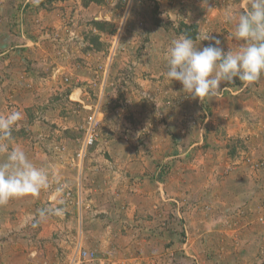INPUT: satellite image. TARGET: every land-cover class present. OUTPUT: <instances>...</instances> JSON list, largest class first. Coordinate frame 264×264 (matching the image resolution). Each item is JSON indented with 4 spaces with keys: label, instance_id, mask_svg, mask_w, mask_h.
Instances as JSON below:
<instances>
[{
    "label": "rangeland",
    "instance_id": "obj_1",
    "mask_svg": "<svg viewBox=\"0 0 264 264\" xmlns=\"http://www.w3.org/2000/svg\"><path fill=\"white\" fill-rule=\"evenodd\" d=\"M207 2L0 0V116L22 112L10 147L49 173L47 188L0 205V264H72L79 245L98 264H254L241 256L264 238L223 234L248 215L264 226V76L203 102L165 76L181 34L240 47L225 18L251 0ZM244 122L261 125L237 137Z\"/></svg>",
    "mask_w": 264,
    "mask_h": 264
},
{
    "label": "clouds",
    "instance_id": "obj_2",
    "mask_svg": "<svg viewBox=\"0 0 264 264\" xmlns=\"http://www.w3.org/2000/svg\"><path fill=\"white\" fill-rule=\"evenodd\" d=\"M116 2L110 0V6L115 7ZM204 3L208 4L207 0ZM212 10L208 5L207 11ZM225 19L234 25L230 35L242 42L236 50L230 48L225 52L220 47L221 41L211 34H205L202 41L214 42L203 47H197L196 41L186 34L170 42L165 76L179 81L182 91L192 99L203 102L204 98L222 92V83L232 84L238 79L246 86L264 76V0H251L248 10L229 14ZM22 119L19 110L0 116V154L5 156L0 161V205L39 193L49 185V173L45 168L36 166L21 148L10 147L14 127ZM47 211L39 210V217H45Z\"/></svg>",
    "mask_w": 264,
    "mask_h": 264
},
{
    "label": "crops",
    "instance_id": "obj_3",
    "mask_svg": "<svg viewBox=\"0 0 264 264\" xmlns=\"http://www.w3.org/2000/svg\"><path fill=\"white\" fill-rule=\"evenodd\" d=\"M254 125H261V124L259 122H256V123H253V124H251V122H244L241 125V127L239 128L238 132L236 133L237 137H242V136L246 137V134H249V132L252 131V126H254ZM246 130H249V132H246ZM251 141L253 142V144L256 145V142H255L256 139H252ZM252 206L253 205H248V209L251 208ZM31 213L33 214L32 209H30V210L28 209L27 212H24V214H26L27 216H29ZM245 216H246V214H245ZM249 217L250 216L248 215L247 217H243V221H236V222H238L237 224L232 223L233 226H230V230L226 229V226H225V230H224L225 233L223 234V236H225V239L227 240V242H233V239H235V240L237 239L238 240L239 238L243 242H246L244 240L247 239V241L249 240L251 242V244H253V245H255L258 242L259 243L262 242V239L264 238V226H262V225H260V224H258L256 222L252 226L249 221L247 222ZM234 218H236V216H234ZM30 219L31 218H29V217L26 218L27 221H29ZM128 239H129L130 243L133 244V247H136L138 242L142 244V241H143L142 238H140V239L136 238L135 241H134V238H128ZM108 240L110 242L115 243V240L112 241L111 238L108 239ZM224 246H226V248H232V245L230 246L229 243H226V242H223L222 245H221L222 248H224ZM254 248H256L258 250L257 251V255H255V257L254 256H249L248 254H246V255L242 254L241 258L246 260L247 257H253V258H255L254 259V264H261L264 261V248H263V246H257V245ZM95 250L99 251L100 253H102L104 251L103 247L101 245L97 244V243H95ZM124 250H125V254L124 255H126V254L127 255L123 259H129V258L130 259H134L136 257L135 254H136L137 250L130 251V250H127L125 248H124ZM130 256H135V257H130Z\"/></svg>",
    "mask_w": 264,
    "mask_h": 264
},
{
    "label": "built area",
    "instance_id": "obj_4",
    "mask_svg": "<svg viewBox=\"0 0 264 264\" xmlns=\"http://www.w3.org/2000/svg\"><path fill=\"white\" fill-rule=\"evenodd\" d=\"M97 125L98 120L96 119V113H93V115L88 118L86 137L84 138L82 153L88 147L94 145L96 140ZM260 221L264 222V217H261ZM98 262L99 259L94 251L83 249L80 245L72 257V264H98Z\"/></svg>",
    "mask_w": 264,
    "mask_h": 264
},
{
    "label": "trees",
    "instance_id": "obj_5",
    "mask_svg": "<svg viewBox=\"0 0 264 264\" xmlns=\"http://www.w3.org/2000/svg\"><path fill=\"white\" fill-rule=\"evenodd\" d=\"M195 40V36H191Z\"/></svg>",
    "mask_w": 264,
    "mask_h": 264
}]
</instances>
